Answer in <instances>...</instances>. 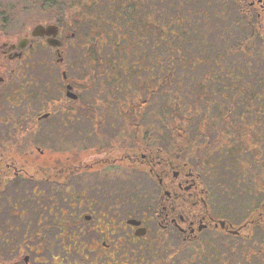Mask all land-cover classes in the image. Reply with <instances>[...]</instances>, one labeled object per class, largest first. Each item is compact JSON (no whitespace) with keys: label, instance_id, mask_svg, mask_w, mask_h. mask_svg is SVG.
Segmentation results:
<instances>
[{"label":"flooded vegetation","instance_id":"obj_1","mask_svg":"<svg viewBox=\"0 0 264 264\" xmlns=\"http://www.w3.org/2000/svg\"><path fill=\"white\" fill-rule=\"evenodd\" d=\"M110 1L127 0L46 6L64 18L107 11ZM232 1L264 32V0ZM82 25H57L62 44L44 60L18 63L25 46H0V264H236L235 244L264 264V193L233 191L211 162L132 130L123 114L129 55H85ZM67 46L83 52L65 57ZM113 109L123 117L107 118Z\"/></svg>","mask_w":264,"mask_h":264},{"label":"trees","instance_id":"obj_2","mask_svg":"<svg viewBox=\"0 0 264 264\" xmlns=\"http://www.w3.org/2000/svg\"><path fill=\"white\" fill-rule=\"evenodd\" d=\"M28 1L46 6L48 0ZM175 1H110L102 5L107 11L85 15L88 48L95 47L96 52L101 49L98 56L129 55L125 57L128 65L122 67L124 89L132 88L138 98L129 102L123 113L128 125L139 129L142 110L149 104L159 109L164 104L174 105L182 118V123L175 125L176 133L187 145L190 124L186 125V121L192 110V115H200V125L214 132L206 150L215 144L217 161L232 164L238 152L249 148L245 155L254 158L245 156V171H250L252 163L264 169V101L258 92L264 90V32L256 20L238 11L232 0H203L197 6L192 0ZM95 8L87 7L88 11ZM6 18L0 7V29ZM147 28L152 35L149 42L145 41ZM132 29L136 32L130 33ZM121 30L129 31L127 39L110 46L100 44L101 38L116 40ZM200 65L204 69L199 78L190 88L183 87L184 74L195 72ZM190 103L195 105L191 109ZM177 151L190 150L187 146ZM203 164L202 160L199 166ZM245 177L241 175L240 179ZM260 178L264 179V172L254 181L258 184Z\"/></svg>","mask_w":264,"mask_h":264},{"label":"rangeland","instance_id":"obj_3","mask_svg":"<svg viewBox=\"0 0 264 264\" xmlns=\"http://www.w3.org/2000/svg\"><path fill=\"white\" fill-rule=\"evenodd\" d=\"M192 1V4H194V6H197L198 4L202 3L203 0ZM61 2L63 4H66L67 6H77L78 4H80V0H61ZM173 2L176 3L175 0H173ZM0 7L1 9H3L4 14L7 17V22H5L4 27L0 29V46L3 42L17 43L20 42L19 40L23 37L28 39V43L24 47V56H22L21 59L15 60L18 63H23V61L34 62L36 60H44L45 58H49L50 54H55L52 51L51 47L46 43V40L40 37L32 38L31 29L36 24H56L59 25L62 30H65L68 29L67 27L69 25L74 26L77 22L80 21L83 24L82 27H84V29L88 31V18L86 19L85 16H78V14L74 12H70L65 15L64 18H62L56 16V12H53V10L51 11V9L47 6H41L36 2H30L28 0H0ZM234 12L235 10L232 11V13ZM115 28L119 29V26L116 25ZM76 38H78V35L76 36ZM119 42H117V44H119ZM94 48L95 47L88 48V52L86 51L88 56L89 54H93L95 56H98L100 54L101 49H98V52H96V49ZM65 49L67 50V55H65V57L74 56V52L80 51L79 54H82L83 52L79 48L76 50L71 49L69 46H67V48L64 47L63 50L66 51ZM185 56L188 59L189 56ZM3 62H5V60L2 56V53H0V66ZM35 67L36 66H34V69L31 71L33 74L36 72ZM196 67L197 68H194V70H196L195 72L193 70H189L184 74L181 83L183 87L190 88L192 82L194 80H197L199 78L198 76L202 74V70L204 68L201 65ZM124 97L126 102H128L127 104L132 101L135 102V100L138 98V96H136V92L133 91L132 88L124 89ZM189 97L190 98L188 100L190 102L192 95H190ZM103 98L105 99V96H103ZM114 98H117V96H114ZM152 105L153 103L151 105H147V107L142 110L143 114L140 120L141 125L139 131L142 130L144 132H157L161 136V145H163V147L168 150H175L180 149L181 147L184 148L188 146L190 151L185 152V154L191 156L190 160L192 162H194V159H192L194 157L199 162H202V160L205 163L206 161L211 163L215 162V164L217 165V167L216 165H214V167L216 168V173H219L223 176V178H225L226 187H229L233 191H238L240 188H245L247 190L246 195L248 198H250L248 194V190L250 188L251 191H257V194H260V196L264 193V179H258V184L254 181L255 176L259 175L257 173L260 172V170H263L260 168V164L256 165L255 163H252V165H250L251 169L248 173L247 171H245L247 168L246 164L244 163V161H241L240 159L238 160V157L231 159L230 162L232 164H225V161H217L216 159L218 158L219 154L218 150L215 147V144H212V146L208 148L211 149L213 147L212 150H206V147H208L210 144L208 143L209 140H213L214 138V132L211 131L210 128L206 130L200 125V115H192L193 111L191 110L189 121H186V125L190 124V129L188 128L189 134L187 135L189 143L186 145L184 143V140L178 137L175 129V125L179 124L180 122L182 123L181 113L176 112L175 106L171 104H164L161 109H159L157 105H155L154 107H152ZM194 106L195 105L193 103H190V109ZM122 111L123 110L121 109H113L109 112V116L107 118L116 120L117 118L123 117V114H121ZM152 112L154 113V115ZM95 115L96 119H101L100 112H95ZM116 124H119V122H116ZM130 128L135 132L137 131L136 128ZM100 132L101 130L100 128H98V135L101 134ZM248 151L249 148L245 149L244 153H248ZM248 159L251 160L252 157L249 156ZM240 171H245L247 173L246 177L243 178V181H241L240 179ZM236 193L237 192H235V194ZM247 250V246L240 248L239 245H233V252L236 255V264H254L252 262V258L251 260H249V253L247 252ZM221 251L225 253L227 252L222 248Z\"/></svg>","mask_w":264,"mask_h":264},{"label":"water","instance_id":"obj_4","mask_svg":"<svg viewBox=\"0 0 264 264\" xmlns=\"http://www.w3.org/2000/svg\"><path fill=\"white\" fill-rule=\"evenodd\" d=\"M58 33L59 29L56 24H36L31 29V36L33 37H44L46 43L53 48H57V51L59 50V47L61 46L62 42L58 39ZM18 48L24 47L28 43V39L23 37L19 40ZM69 93V92H68Z\"/></svg>","mask_w":264,"mask_h":264}]
</instances>
